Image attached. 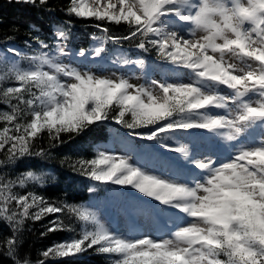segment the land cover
Segmentation results:
<instances>
[{"label": "snow or ice", "instance_id": "6c2138e0", "mask_svg": "<svg viewBox=\"0 0 264 264\" xmlns=\"http://www.w3.org/2000/svg\"><path fill=\"white\" fill-rule=\"evenodd\" d=\"M14 2L44 7L49 0ZM66 12L126 24L127 35H111L104 28L105 35L93 39L117 45L134 40L144 53L155 51L165 62L189 70L190 80L134 84L125 76L74 66L77 56L87 59L85 50L70 53L64 43L68 35L59 29L52 36L55 43L34 37L32 55L6 47L0 50V64L8 66L0 75V82L8 81L0 87V103L7 106L0 110V168L47 155L43 148L34 150L44 133L49 146L58 147L65 143L62 134L72 138L115 122L130 137L181 154L182 159L165 157L175 172L162 174L107 149L77 160L72 169L100 185L127 187L158 202L152 209L165 218L166 231L122 236L100 223L91 207L19 192L17 185L24 189L42 180L26 171L16 179L0 175V221L11 231L0 243L6 249L0 254L13 264H30L18 256L25 220L51 217L41 235L75 233L62 218L70 213L93 227L47 247L37 264L89 249L109 256L110 264H264V0H70ZM104 51L101 46L92 54L99 58ZM124 63L144 68L146 62ZM257 129L259 139L233 143L234 153L223 162L203 154L197 145L205 138L192 131L238 142ZM179 133L190 136L191 152L187 144L170 143ZM142 150L150 152L152 145ZM185 218H191L186 225Z\"/></svg>", "mask_w": 264, "mask_h": 264}, {"label": "trees", "instance_id": "16d2710c", "mask_svg": "<svg viewBox=\"0 0 264 264\" xmlns=\"http://www.w3.org/2000/svg\"><path fill=\"white\" fill-rule=\"evenodd\" d=\"M70 0H49L47 6H33L31 4H18L14 0H0V48L4 49L10 45H18L23 50H29L31 44H35L34 37L39 36L49 43H55L52 39L57 29L65 31L68 35L65 45L73 50L85 49L93 42V36H103L104 28L109 30V34L115 36L127 35V25H119L114 22L98 21L95 18H78L75 15H68L66 9ZM51 9V11L47 10ZM99 25L100 27H97ZM27 41V44L25 43ZM136 41H123L117 45L108 42L110 48H123L128 52L131 58H146L153 65H158L165 69L172 65L160 59L155 51L144 53L137 49ZM8 68L5 64H0V75H4ZM8 81L0 82V87L7 86ZM13 86L15 83L13 82ZM0 110H7V106L0 103ZM3 124L0 123V128ZM114 131H120L127 135L128 130L108 121L99 125L92 126L87 132L69 138V135L62 134L61 139L65 143L58 147H50L47 133H44L37 141L35 151L41 148L47 151L43 157H25L17 161L14 165L6 168H0V175L5 178L16 179V177L26 171H33L37 176L42 177L41 182L30 181L24 189L17 188L19 192L33 191L36 194L43 195L50 201L57 203H72L85 205L95 199H103L109 195V186L100 185L73 171L72 165L82 158H94L98 149L105 143L112 140ZM130 137V136H128ZM132 138L135 143H141L140 139ZM147 142V141H146ZM4 154L0 152V159ZM90 187H95L96 191L89 192ZM33 222L25 220V224L20 227L18 233L20 245L18 256L23 261L27 259L30 264H37L42 259L41 253L47 247L55 242L66 240L69 236L79 233L85 227L89 230L92 225H85L79 221L73 214L67 213L62 216L65 223L75 229V233L68 231H59L41 235L45 232V225L48 219ZM11 235L9 225L0 221V243ZM6 249L0 247V253H5ZM110 257L105 254H98L89 249L86 253L76 257L56 258L47 261L46 264H110ZM0 264H13V261L6 255L0 254Z\"/></svg>", "mask_w": 264, "mask_h": 264}, {"label": "rangeland", "instance_id": "374dc122", "mask_svg": "<svg viewBox=\"0 0 264 264\" xmlns=\"http://www.w3.org/2000/svg\"><path fill=\"white\" fill-rule=\"evenodd\" d=\"M91 2V0H89ZM97 37H100L97 36ZM108 43V42H107ZM102 40H93V42L85 48L87 59L76 57L73 61L74 66L86 65L87 68H91L96 73H104L106 75H111L115 73L117 76H125L129 78L134 84H144L149 82L151 79L157 80H169L183 82H189L190 72L182 67L171 66L167 67L166 70L161 69L158 65H153L145 60V67L140 68L134 64H125V60H135L131 58L128 52L124 51L122 48H110L108 44ZM68 51L78 52L81 49L73 50L68 45H65ZM103 46L105 51L101 54L99 58L93 56V49ZM10 47H15L21 51V54L32 55L35 51V44H31L29 50H23L17 45H10ZM2 50V48H0ZM62 62L68 63L69 58H61ZM21 66L28 67L27 61H22ZM7 70V67H6ZM15 83V82H14ZM226 95H231L225 89H221ZM231 107V105H230ZM214 112H223V110H213ZM197 135L204 137L205 139L198 143V147L201 152L205 155H211L213 159L218 162L226 161L230 154H233L235 149L232 147L231 150L223 152L224 142H228L219 136H215V140H209L206 135L210 134L203 130H192ZM251 137H256L259 139V129L252 131ZM213 135V134H212ZM241 138L238 142L233 143H246L247 139L251 138ZM112 140L101 146H98L100 150H112L117 154H128L131 155L134 160L143 164L148 168H153L157 172L162 174H172L175 172L174 167L165 159V157L175 158L180 157L181 154L169 152L165 149L158 148L152 142H146L141 140V143H135V141L124 135L120 131H114ZM190 136L187 133H179L175 136L174 140L170 143L179 142L181 144H187L190 152L193 150V144L190 142ZM152 145V151L146 152L142 150L144 145ZM111 192L110 195L104 197L103 199H95L86 204V206L91 207L100 223L104 224L105 227L117 231L122 236H136V235H151L157 236L162 234L166 229H164V219L158 216L152 209V205L158 202H154L151 198L142 197L141 194L135 192L127 187L110 185ZM172 211V210H170ZM177 216H183L184 214L176 212ZM191 221V218H185V225ZM168 227H171L169 223Z\"/></svg>", "mask_w": 264, "mask_h": 264}, {"label": "bare ground", "instance_id": "6f19581e", "mask_svg": "<svg viewBox=\"0 0 264 264\" xmlns=\"http://www.w3.org/2000/svg\"><path fill=\"white\" fill-rule=\"evenodd\" d=\"M229 148H231V144H230V142H224V146H223V152L225 151V152H227V150L229 151L230 149Z\"/></svg>", "mask_w": 264, "mask_h": 264}]
</instances>
